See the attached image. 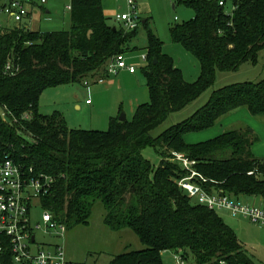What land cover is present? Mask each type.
<instances>
[{
	"label": "trees",
	"instance_id": "obj_1",
	"mask_svg": "<svg viewBox=\"0 0 264 264\" xmlns=\"http://www.w3.org/2000/svg\"><path fill=\"white\" fill-rule=\"evenodd\" d=\"M180 2L193 17L169 30L197 60L198 78L186 82L148 29L142 71L149 101L130 120L111 118L106 130L70 129L59 112L40 113L39 97L50 87L106 79L109 60L129 50L138 29L113 30L101 0H70L67 31L0 30V150L54 178L41 202L66 229L87 225L101 203L108 228H129L138 236L143 249L126 250L109 264H164L162 252L178 248L194 264H258L215 210L178 186L188 171L172 153L195 162L207 191L264 198V157L252 152L258 141L253 131L230 129L196 143L184 139L239 108L264 120V78L213 90L188 119L155 137L150 132L205 92L216 71L256 62L264 48V0H232V13L216 0ZM142 21L146 27L148 20ZM146 146L160 156L157 166L141 155Z\"/></svg>",
	"mask_w": 264,
	"mask_h": 264
},
{
	"label": "rangeland",
	"instance_id": "obj_2",
	"mask_svg": "<svg viewBox=\"0 0 264 264\" xmlns=\"http://www.w3.org/2000/svg\"><path fill=\"white\" fill-rule=\"evenodd\" d=\"M128 0H101L107 22L119 29L122 23L115 22L117 14L127 13ZM135 12L141 20H148L147 26L140 24L136 36L129 43V50L124 53L128 65L136 68V74L120 70L108 74L103 82L69 83L45 89L38 102L40 113L50 115L59 112L70 129L106 130L111 118H119L121 113L130 120L136 107L149 101L145 85L146 79L142 68L146 65L144 56L147 44V30L162 43V52L173 59L186 82H194L200 73L197 60L182 45L172 40L170 27L193 17V10L182 0H132ZM70 0H48L44 11L35 10L30 24L32 30L67 31L71 27L68 6ZM229 6V5H228ZM177 17V20H174ZM1 21V20H0ZM264 78V48L258 52L255 63H243L237 70L216 71L212 85L198 98L184 108L171 112L165 121L150 132L155 137L170 126L188 119L208 100L213 90L225 85L257 82ZM114 81V83H110ZM85 100H89L87 104ZM264 120L249 114L246 108H239L220 118L213 127L200 132L185 134V141L196 143L210 139L230 129H249L257 135L258 141L253 146H264ZM260 126V127H259ZM255 128V130H254ZM252 146V147H253ZM141 155L155 166L160 156L151 146L141 150ZM240 202L255 204L264 208L263 197L240 195ZM195 201V199H192ZM215 212L230 227L238 240L253 255L258 264H264V226L250 221L241 215H234L227 209ZM42 209L30 210V223L35 229L36 241L45 244H58L63 247L68 259L77 264H109L111 259L126 250H141L144 245L129 228L119 231L108 228L103 222L104 207L101 203L94 205L87 225H77L66 229L63 234L56 229H48L42 221ZM164 264H173L170 253H163ZM186 264H194L189 257Z\"/></svg>",
	"mask_w": 264,
	"mask_h": 264
},
{
	"label": "built area",
	"instance_id": "obj_3",
	"mask_svg": "<svg viewBox=\"0 0 264 264\" xmlns=\"http://www.w3.org/2000/svg\"><path fill=\"white\" fill-rule=\"evenodd\" d=\"M48 0H0V30L14 26H24L30 29L28 21L32 10L43 7ZM217 4L225 8L227 13H232L235 4L232 0H216ZM129 11L117 14L115 22L122 23L126 31L138 29L141 23L140 17L135 12V4L127 1ZM229 5V6H228ZM70 9V6H68ZM177 20V17H174ZM146 60V56H144ZM9 67H7L8 69ZM120 70H126L133 74L136 68L128 65L124 54L114 55L107 64V73L116 74ZM97 77L83 81L103 82ZM89 103V100L86 101ZM3 120L6 116L2 114ZM173 159L180 162L188 171L185 177L178 180L177 184L199 204L208 209H227L234 215H241L250 221L264 226V208L255 204L240 202L238 198L221 191H207L201 185L206 179L198 173L189 160L181 153H172ZM264 163V161H263ZM254 171L248 174H254ZM54 178L43 172L36 171L32 166L15 161L11 155L0 150V264H77L67 258L62 246L58 244H45L36 241L35 229L30 223V210L34 207L42 209V221L48 229H56V234H63L66 230L64 224L54 219L46 210L41 200L49 193ZM170 253L173 264H186L183 249L164 250Z\"/></svg>",
	"mask_w": 264,
	"mask_h": 264
},
{
	"label": "crops",
	"instance_id": "obj_4",
	"mask_svg": "<svg viewBox=\"0 0 264 264\" xmlns=\"http://www.w3.org/2000/svg\"><path fill=\"white\" fill-rule=\"evenodd\" d=\"M35 10H38L39 12L40 11H44L45 13H49V11L47 10V9H45L44 7L42 8V7H37V8H35L34 10H32V12L33 11H35ZM31 12V14H30V18H29V21H28V25L30 26V24H31V22H32V18H33V13ZM31 29V28H30ZM32 30V29H31ZM127 72V71H126ZM128 74H131V73H129L128 72ZM133 74H136V72L135 73H133ZM110 83H114V81H110ZM87 100H85V102H86ZM87 104H90V103H87ZM261 126H264V125H261ZM260 127V126H259ZM254 130H255V128H254ZM185 139V138H184ZM252 152H253V154H254V156H256V157H259V158H262V157H264V146H262V145H259V146H253L252 147Z\"/></svg>",
	"mask_w": 264,
	"mask_h": 264
},
{
	"label": "water",
	"instance_id": "obj_5",
	"mask_svg": "<svg viewBox=\"0 0 264 264\" xmlns=\"http://www.w3.org/2000/svg\"><path fill=\"white\" fill-rule=\"evenodd\" d=\"M144 22H145V20L142 21V23H144ZM112 29L115 30V27H112ZM153 62L155 63L156 61L154 60ZM118 120L119 121H125L126 120L125 115L123 113H121ZM6 121H8V119H6Z\"/></svg>",
	"mask_w": 264,
	"mask_h": 264
}]
</instances>
